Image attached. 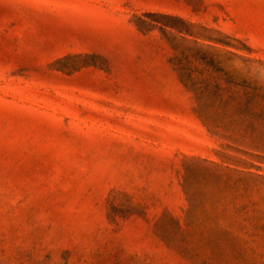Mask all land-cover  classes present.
Here are the masks:
<instances>
[{
  "label": "rangeland",
  "instance_id": "1",
  "mask_svg": "<svg viewBox=\"0 0 264 264\" xmlns=\"http://www.w3.org/2000/svg\"><path fill=\"white\" fill-rule=\"evenodd\" d=\"M0 264H264V0H0Z\"/></svg>",
  "mask_w": 264,
  "mask_h": 264
}]
</instances>
